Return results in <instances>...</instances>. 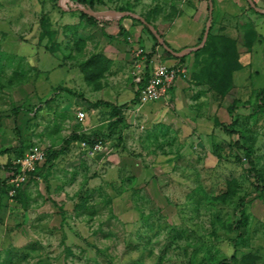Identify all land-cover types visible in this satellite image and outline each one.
Listing matches in <instances>:
<instances>
[{
	"label": "rangeland",
	"instance_id": "374dc122",
	"mask_svg": "<svg viewBox=\"0 0 264 264\" xmlns=\"http://www.w3.org/2000/svg\"><path fill=\"white\" fill-rule=\"evenodd\" d=\"M103 2L92 10L78 0H0V114L15 119L16 135L61 151L16 197L2 185L0 264H264V45L258 35L246 48L251 33L243 27L253 22L236 23L235 37L223 22L212 28L240 45L241 68L224 96L202 87L206 98L194 100L178 128L141 118L140 137L129 127L111 135V107L102 104L97 114L90 108L116 97L113 91L131 106L139 80L133 49L140 43L151 51L154 43L145 18L163 34L179 3ZM116 21L125 33L113 38ZM184 21L171 40L192 41L196 24ZM95 55L105 61L83 67ZM183 68L191 79L198 67L193 60ZM114 79L123 82L116 87ZM80 107L90 109L89 131L71 123ZM222 122L234 123L237 133ZM74 133L103 139L114 158H92L77 139L66 145ZM28 145L21 143V152Z\"/></svg>",
	"mask_w": 264,
	"mask_h": 264
},
{
	"label": "crops",
	"instance_id": "0c3cea01",
	"mask_svg": "<svg viewBox=\"0 0 264 264\" xmlns=\"http://www.w3.org/2000/svg\"><path fill=\"white\" fill-rule=\"evenodd\" d=\"M179 3V10L176 13V16L172 22V25L165 30V32L160 33L158 29V32L162 34V38L164 42L166 41L168 43L169 52H172V56H165L163 54V48L166 49L163 45L155 46L153 43L150 46V50L155 48L156 53L155 55L160 57L162 61L167 63L170 66H175L179 62V57L181 55L187 54V60L186 63H190L194 60V55L192 53L194 47L198 46L202 42V37L205 32V27L207 25V22L210 20L213 24V27L220 26V23H224L226 25L225 32L229 34L231 37H235L236 34V23L240 24V22L244 21H252L255 29L259 33V37L261 39V42L263 41L264 45V0H177ZM226 2H229L232 5L231 9L227 8ZM186 18L193 20V22L196 24L195 31L193 34H191L193 37L192 41L190 42L189 39L178 41V40H171L170 33L174 30V28L179 24L180 27H182L186 21H184ZM149 28V27H148ZM110 34H112L111 37H119L120 34H118V28L116 24H111L110 26ZM137 32L141 33L140 26H137L136 28ZM150 30V28H149ZM151 31V30H150ZM153 33V32H152ZM188 37V38H190ZM191 39V38H190ZM173 41V42H171ZM257 44V46H256ZM254 45V48L260 46V42H257ZM138 46H142V44H137ZM137 46V47H138ZM136 48V47H134ZM147 48V46L145 47ZM190 49V50H189ZM258 50V49H257ZM183 52L181 54H177ZM264 55V54H263ZM183 64V65H185ZM146 66V63H145ZM151 69V64L149 63V70ZM135 71V68H134ZM139 80H137V88L139 89V84L144 78L145 74H137ZM188 73L185 75H179L174 84L169 88L168 93L165 97L161 98L158 101H152L148 103L141 104L139 100L135 104H131L128 108H123V114L125 117V120L123 123L118 125L116 128L123 129L124 134L125 132H128L129 129L125 131L126 127H129L133 130H136L134 132H138V137L141 135V131L139 132V129L141 127L140 120L143 118V120L150 119L153 122H157V125L160 127H163L164 125L174 126L175 128H178V125H181L180 122L182 119L181 116L184 112L188 110H191V107L194 104V100L202 102L206 98V91L203 90L202 87L194 85L190 78L188 77ZM115 80V79H114ZM129 81V80H128ZM123 79L115 80L116 87H118L120 84H122ZM132 81H130L131 84ZM126 85V83H125ZM113 97L112 99L105 100L107 102L113 103L117 106H121L123 104L127 103V99H121L122 96H124L123 93H119L117 91L116 93L113 91L111 92ZM134 99V98H133ZM131 99V100H133ZM129 101V99H128ZM102 105V104H101ZM96 106L94 108H90L93 113L100 112L102 110V106ZM107 107V105H106ZM145 107H150L153 109L152 113L146 112ZM81 108V107H80ZM109 109V107H107ZM90 109L81 108V110H84L86 113L85 119L82 123L78 121L76 118V121H71L73 125H77V129H81V125H83L84 128L89 131L88 120L90 119L88 115V111ZM88 110V111H87ZM87 111V112H86ZM149 115H145V114ZM18 117V116H17ZM116 119V116H112L109 113V118L106 120L107 125L110 127V122L114 121ZM10 121H15L13 117H2L0 114V199L1 196H4L5 193L2 190V183L3 181H6L9 184V179L12 176L14 170L12 162L13 160L18 157L20 154L27 151V149L34 143L39 144L41 147L48 149L47 145H44L40 139H38L40 142H38L35 138L29 137L27 139V136H22V133L17 134L20 130H15L14 124H10ZM18 121V120H17ZM183 121V120H182ZM109 122V124H108ZM14 123V122H13ZM19 123V122H18ZM189 123V122H188ZM187 121L185 122V127L188 125ZM20 124V123H19ZM140 126V127H139ZM183 126V127H184ZM9 128V129H8ZM12 128V129H11ZM114 128V127H112ZM11 129V130H10ZM21 131V130H20ZM143 131V130H142ZM147 131V130H146ZM16 132V133H15ZM111 132V130H110ZM145 132V131H144ZM88 133V132H87ZM129 134V133H128ZM21 135V136H20ZM126 137V135H125ZM26 140H29L26 142ZM21 143L29 144L28 147L24 148L21 152ZM105 144L106 151L104 152H93L89 151V156L92 158L94 157H101L100 160H112L114 157L113 155L107 154V144L106 142H103ZM50 145V144H49ZM85 148V147H84ZM46 165L45 163L40 167L38 170L39 172L43 169ZM40 175L36 174L35 177H33L21 190H24L26 187L30 185V182H35L36 179H39ZM41 179V178H40Z\"/></svg>",
	"mask_w": 264,
	"mask_h": 264
},
{
	"label": "trees",
	"instance_id": "16d2710c",
	"mask_svg": "<svg viewBox=\"0 0 264 264\" xmlns=\"http://www.w3.org/2000/svg\"><path fill=\"white\" fill-rule=\"evenodd\" d=\"M79 2H82L84 4H88V6L94 10L95 9V5L97 3L100 4H104L103 0H78ZM81 16L85 17L89 22L91 23H96L97 19L93 16L88 15L86 12H81ZM146 22L148 24H153V21L146 17L145 18ZM104 23L106 24H110L112 23L111 21H105ZM117 25L118 28V34L122 35L123 33H125V29L124 27L121 25L120 22L116 21L115 23ZM243 24V23H242ZM241 25H239L241 28ZM148 32L151 33L152 38L154 40V45L158 46L160 45V43L158 42L156 36L149 30V28L147 26H144ZM155 29L156 26L154 25ZM245 28H247L246 30L249 31L251 33V36L249 37V35H246V39H245V47L249 48L252 45V40L253 42L255 40H257L258 37V33L255 30V27L252 23H245V25L243 26ZM212 28H213V24L211 23L210 28H209V34L207 37V40L205 42V44L196 49L193 50L192 53L194 55V64L197 68V71H194L192 74V77L190 79V81L199 87H205L206 90L216 93L217 95L220 96H224L232 87V79H233V73L235 71H237L238 69L241 68L240 66V59H239V48L240 45L238 44V42L231 38L228 37L226 35H221V34H213L212 33ZM158 32V30H157ZM159 33V32H158ZM160 34V33H159ZM162 37V34H160ZM110 36H112V34H110ZM224 42L225 43V47L224 49L220 46V42ZM165 44L168 46V43L165 41ZM156 50L155 48H153L148 54H147V62H146V73L144 75V78L142 79V81L139 84V89L136 93V97L130 101V104H135L138 100H139V93H140V89L144 86L148 76H149V60L155 56ZM163 54L165 56H172V52H169L168 49H164L163 48ZM179 62L177 65H175L174 67H180L183 66V64H185L186 60H187V54L181 55L179 58ZM99 60H104L105 58H103L102 56H93L92 58H90L85 64H83V67L90 65V63H92L93 61H99ZM232 64L234 65V68L232 66ZM84 68V69H85ZM69 92V89H66ZM101 104H105L107 106L111 107V111H112V116H116V119L114 121L110 122V127H111V135L113 134V130L115 129L118 125H120L121 123L124 122L125 117L123 114V108H128L129 104H123L121 106H117L113 103L107 102V101H103L100 100L96 103V105H101ZM19 112L18 107L14 108V114L16 115ZM234 124V123H232ZM230 124H226V123H221L220 126L227 132V133H237L236 129L232 128L233 125ZM114 127V128H112ZM231 127V128H230ZM243 136V135H241ZM77 139L80 140L81 142H86L87 143V149L89 151H91L93 149L94 144L101 140L103 142V139H96L93 136L88 135L87 133H74L72 134V136H69L67 139L64 140V143L67 145L68 143H70L72 140ZM239 145V144H238ZM239 147L241 148V150L244 153V158L247 161V163L250 166V171L253 173H256V177L260 178V175H257V169L255 167V162L253 159V151L251 147L246 146L244 143L240 144ZM47 159L45 164H49L52 165V163L58 158V156L61 154V151L59 150H51L47 149ZM24 154V153H22ZM22 154H20L19 156H21ZM13 165V164H12ZM40 168L37 169L36 173H38V170ZM14 170V167H13ZM2 185L4 186V192L8 193L10 185L6 182L3 181ZM1 185V186H2ZM21 189L18 190L17 194L15 195V197L20 193ZM241 235H239L240 237ZM232 258H235V255L232 256ZM218 264H230V262L228 260H223L221 262H219Z\"/></svg>",
	"mask_w": 264,
	"mask_h": 264
},
{
	"label": "built area",
	"instance_id": "2783aa9c",
	"mask_svg": "<svg viewBox=\"0 0 264 264\" xmlns=\"http://www.w3.org/2000/svg\"><path fill=\"white\" fill-rule=\"evenodd\" d=\"M133 51L135 73L145 74L147 71L145 63L148 59L147 54L150 51L142 46L136 47ZM149 63L151 64L149 76L139 93V102L141 104L158 101L165 97L176 78L181 74H186L183 66H170L156 55L149 60ZM85 116L86 113L84 110L76 112V118L80 123L84 121ZM81 145L85 148L87 147V143L84 141L81 142ZM104 151H106L105 144L99 140L94 144L91 153ZM46 159V149L39 144L34 143L24 152V154L13 160L12 164L14 172L9 179L10 188L8 191L11 198L15 197L18 190L22 189L33 177L36 176L37 169L46 162Z\"/></svg>",
	"mask_w": 264,
	"mask_h": 264
},
{
	"label": "water",
	"instance_id": "95a60500",
	"mask_svg": "<svg viewBox=\"0 0 264 264\" xmlns=\"http://www.w3.org/2000/svg\"><path fill=\"white\" fill-rule=\"evenodd\" d=\"M95 13H96V14H100V15H111L110 13H104V12H99V11H96ZM146 24L148 25V27L150 28V30L153 32V34L156 36L158 42H159L161 45H163L166 49L169 50V48H168L167 45L165 44V42H164L163 38L161 37V35L157 32V30H156L153 26H151L150 24H148V23H146ZM209 27H210V20L207 22L206 29H205V33H204V36H203L202 42H201L198 46L194 47V48L191 49V50H196V49L202 47V46L205 44L206 39H207V35H208V33H209ZM189 50H190V49H189ZM181 53H183V52H180V53H177V54H181Z\"/></svg>",
	"mask_w": 264,
	"mask_h": 264
}]
</instances>
